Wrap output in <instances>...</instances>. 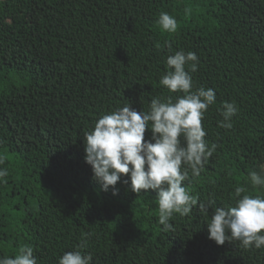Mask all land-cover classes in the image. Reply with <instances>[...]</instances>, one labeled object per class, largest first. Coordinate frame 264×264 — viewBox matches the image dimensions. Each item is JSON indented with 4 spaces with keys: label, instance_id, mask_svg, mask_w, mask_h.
<instances>
[{
    "label": "trees",
    "instance_id": "1",
    "mask_svg": "<svg viewBox=\"0 0 264 264\" xmlns=\"http://www.w3.org/2000/svg\"><path fill=\"white\" fill-rule=\"evenodd\" d=\"M180 50L198 56L193 89L216 92L202 120L216 149L183 182L212 203L174 214L165 232L155 190L133 193L124 175L116 195L101 190L84 134L117 107L147 112L153 97L182 95L159 83ZM224 102L238 108L230 129ZM0 159V258L27 244L37 264H58L86 240L91 264H264V247L217 245L206 225L235 187L264 196L249 178L264 176V0H0Z\"/></svg>",
    "mask_w": 264,
    "mask_h": 264
},
{
    "label": "clouds",
    "instance_id": "2",
    "mask_svg": "<svg viewBox=\"0 0 264 264\" xmlns=\"http://www.w3.org/2000/svg\"><path fill=\"white\" fill-rule=\"evenodd\" d=\"M157 24L167 33H175L178 27L175 17L167 12L160 13ZM166 65L169 70L159 83L182 95L153 97L147 112H137L129 103L117 107L102 115L94 129L84 134L85 162L101 190L106 192L111 187L116 195L115 186L122 175L128 177L124 183L133 193L155 190L158 223L165 232L174 229L170 222L174 214L187 216L197 205L201 213L209 212L212 202L198 203V197L191 195L183 182L189 169L193 176H199L216 149L215 144L208 145L202 126L205 112L216 103L215 89H193L191 74L197 71L198 56L180 50L167 57ZM237 111L234 102H224L220 126L230 129ZM146 129L151 131L150 140H145ZM7 175V169L0 168V181ZM249 178L253 187L264 186L260 173L251 171ZM246 193L244 186H237L233 204L214 208L206 224L208 239L217 245L239 241L245 249L264 247V196ZM86 245L82 240L76 250L59 257L58 264H91V254L82 251ZM0 264H37V260L33 247L26 244L14 258H0Z\"/></svg>",
    "mask_w": 264,
    "mask_h": 264
}]
</instances>
